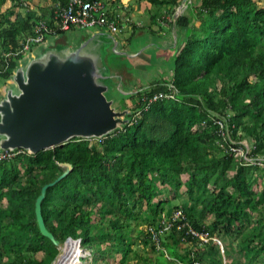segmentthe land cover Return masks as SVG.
Segmentation results:
<instances>
[{
    "label": "trees",
    "instance_id": "1",
    "mask_svg": "<svg viewBox=\"0 0 264 264\" xmlns=\"http://www.w3.org/2000/svg\"><path fill=\"white\" fill-rule=\"evenodd\" d=\"M11 1L23 8L22 0ZM54 1L62 7L67 0ZM148 1L165 6L173 17L182 0ZM261 1L186 2L189 14L170 21L177 43L181 41L171 58V77L162 71L135 91L138 100L132 105L126 98L136 94H125L120 109L134 112L130 122L97 139V145L74 138L34 155L22 149L7 152L12 156L0 160V264H51L58 255L38 230L34 202L42 186L65 170L61 163L71 164L72 170L47 188L42 218L58 242L77 241L93 263L221 264L214 240L227 245L225 241L239 238L248 262L264 264V166H258L257 158L264 159ZM109 14L121 26L117 13ZM12 15V9L0 15L1 64L37 22L53 23L54 9L48 20L32 10L10 20ZM143 29L133 25L127 42L143 39V31L134 35ZM19 58L0 79L9 78ZM169 85L176 90L173 97L153 100L159 93L169 94ZM236 131L241 140H252L250 156L256 162L229 150L244 147ZM176 211L181 218L164 230ZM208 216L213 218L209 223ZM149 228L156 233L154 241ZM189 228L206 234L207 241L191 235ZM251 231L257 233L248 241ZM161 254L165 260L158 258Z\"/></svg>",
    "mask_w": 264,
    "mask_h": 264
},
{
    "label": "water",
    "instance_id": "2",
    "mask_svg": "<svg viewBox=\"0 0 264 264\" xmlns=\"http://www.w3.org/2000/svg\"><path fill=\"white\" fill-rule=\"evenodd\" d=\"M187 1H181L173 20ZM120 49L114 36L98 28L76 44L46 41L34 54L18 61L8 78L10 84L0 94V150L22 149L34 155L74 138L101 139L123 129L134 112L120 110L113 94L116 86L122 87V81L128 86L131 83L122 74H129L128 69L112 63L113 52L123 54ZM59 165L65 170L42 186L34 202V215L40 234L63 250L65 243L46 229L41 214L47 188L72 170L69 163Z\"/></svg>",
    "mask_w": 264,
    "mask_h": 264
},
{
    "label": "rangeland",
    "instance_id": "3",
    "mask_svg": "<svg viewBox=\"0 0 264 264\" xmlns=\"http://www.w3.org/2000/svg\"><path fill=\"white\" fill-rule=\"evenodd\" d=\"M100 1L101 3L105 1L107 10H109L110 12H116L120 18L121 32L113 36L115 40L119 43L120 48H121L120 52L123 54L118 55L117 53L113 52L112 63L121 68L126 67V69H128L129 74H125V72H122V74L125 76L126 80H131V83L129 86L126 85L124 81H122V85H121L122 87L118 85L115 87V91H113V94L117 96L116 99L118 98V100L116 101V106H118L120 109L121 107L120 101L122 100V97L126 98V95L124 93L136 94L130 100L129 98H126L127 102L130 105H132L138 100V94L135 93L136 90L138 91L140 87L149 85L150 82L153 79H155V77L159 76V74L163 75L162 71L165 70L166 72V71H170V69L172 70V67H173V63L171 59L172 53L174 52L176 56V52L179 50V42L181 41H179L178 39V43H177L176 30H174L172 28V25L170 24V21H173L174 18L170 17L169 10L165 6H161L158 8L154 7V5L150 3L148 0H100ZM189 1H193V0H188L187 2ZM20 2L23 5V8H20V5L18 4V2H15L12 5L11 0H5L2 4H0V15L6 14V12L9 9H12L14 11V15L17 12L23 15L25 14L26 10H32V11L37 12L38 15H44L43 18L48 20L51 16V11H53L54 9V17H55L57 13L56 10L58 9V7L55 9V6L58 5V2L54 0H22ZM15 5H18V6H15ZM259 5L263 6L264 1L259 2ZM178 7L175 8L174 13L175 11H177ZM182 14H185V15L189 14V10H187L186 4L184 5V8L180 12V15ZM14 15L10 16L9 19L13 20L15 17ZM152 16H154V19ZM163 16H165L166 18L165 20L161 19V17ZM41 21L46 22V20H41ZM36 25L34 26L33 31L35 30ZM133 25L144 27L143 30H138L134 34L137 36L140 31H143L141 33L143 39L140 38V36H137L131 39L130 42H127L126 39H128L130 36L133 35L132 34ZM96 31L97 29L93 27H90L87 29L85 28L76 29V30L64 32L58 35L56 38L48 37L47 42L52 43V42L57 41V42H67L69 44H76L83 37L92 35ZM147 34H149L148 37H147ZM28 36H25L24 38ZM21 42H19L20 45H21ZM172 42L175 44V48L171 44ZM40 47H42V44L34 46L32 50L29 52H26L25 53L26 55H23V57L26 58L29 55L34 54ZM145 53L146 55H144ZM129 54H133V55L135 54L137 56L132 57ZM150 54L152 56L149 57ZM108 59L110 62L109 64H111L110 58ZM143 63H146V64L143 65ZM138 67L140 68L142 67L144 70ZM170 77H171L170 74L168 75L166 74V78H170ZM9 84L10 82L8 81V79H4V80L0 79V94L2 93L3 88ZM110 95H111V92H110ZM127 109H129V107ZM224 128L226 127L224 126ZM227 133L230 136L229 130L228 131L225 130L224 135L227 136ZM236 136L239 138L238 141L244 146L242 149H238L239 152L237 156L245 157L244 153H246L247 161L249 162L255 161L250 156V151L253 148L252 140L250 139L241 140L243 139V137L240 134H238V131H236ZM96 142H97V139H91V144L97 145ZM257 158H263V156L257 157ZM259 165L261 164H258V166ZM60 167H63V166H60ZM2 203L6 204L5 199L2 201ZM261 218L262 216L258 217V219H261ZM212 219L213 218L211 216H208V218L206 219V222L209 223L210 221H212ZM254 221L256 223L257 217ZM253 232L254 231H251L246 236L248 241H249V237H252L253 235L255 236L257 233V232H254V233ZM240 240L241 239L239 238L236 240L230 239L229 242L225 241V243H227L226 245L223 243L224 240L222 241L221 239L222 241L221 242L220 238L215 239L214 243L217 244V248L219 251L218 253L217 251H215L214 253L216 254L217 260H220V263H223V264H262L260 261L248 262L247 258L243 256V254L241 253V241ZM73 250L74 248L72 247L70 250V254H72V260L74 259L77 260L78 254H75ZM62 254L63 253H61L60 251L58 256H61ZM164 256L165 254L164 255L161 254L158 256V258L165 260L166 257ZM77 261L83 262V264H108L104 261H98L96 263H93L91 256L87 254H84V258H82L81 261L80 259ZM109 262L112 263L111 260H109Z\"/></svg>",
    "mask_w": 264,
    "mask_h": 264
},
{
    "label": "built area",
    "instance_id": "4",
    "mask_svg": "<svg viewBox=\"0 0 264 264\" xmlns=\"http://www.w3.org/2000/svg\"><path fill=\"white\" fill-rule=\"evenodd\" d=\"M58 9L56 10L57 13L54 17V22L52 24H47L44 21H40L37 23L35 30L33 31L32 35H29L28 37L24 38L21 42V45L19 49L16 51L10 52L6 55V57H18L22 55H26V52H29L32 50L34 46L43 44L47 41L48 37L56 36L60 33L76 30V29H87L90 27L93 28H103L107 32L116 35L121 32V28L118 25L117 20H113L109 18V10H107L106 7H104L103 3H101L100 0H67L65 5L60 7L57 6ZM10 68V63L7 58L3 61V64L0 65V73L8 71ZM169 88L171 89V92L167 95H163L162 93H159L158 95L154 96L153 100H156L157 98H161L163 96L166 97H173L176 93V90L173 85H169ZM220 126H224L223 122H218ZM242 149V148H240ZM233 152H239L238 148H230ZM243 151V150H242ZM9 151H1L0 150V160L4 159L5 156H10V154H7ZM13 153V152H9ZM245 157H242L246 162L247 161V155L246 153ZM12 156V155H11ZM10 156V157H11ZM262 160V161H261ZM256 162V161H255ZM258 164H261L259 166H264V159L260 158ZM182 213L181 211H176L172 215L171 221L166 220L164 223V230L172 228L173 224L177 222V219L181 218ZM191 235L194 237H198L200 241L206 242L207 236L203 233H196L195 231L189 230ZM149 232L152 234V236L156 237V233H154V230L152 228H149ZM192 264H196L193 262ZM198 264V263H197Z\"/></svg>",
    "mask_w": 264,
    "mask_h": 264
},
{
    "label": "bare ground",
    "instance_id": "5",
    "mask_svg": "<svg viewBox=\"0 0 264 264\" xmlns=\"http://www.w3.org/2000/svg\"><path fill=\"white\" fill-rule=\"evenodd\" d=\"M74 247L73 243H66L63 250H60L61 253H63L61 256H59L56 264H83V262H78L77 260L80 259V256H82V251L77 246L74 248V253L78 254L77 260H72V254H70L71 248ZM58 257V256H57Z\"/></svg>",
    "mask_w": 264,
    "mask_h": 264
},
{
    "label": "clouds",
    "instance_id": "6",
    "mask_svg": "<svg viewBox=\"0 0 264 264\" xmlns=\"http://www.w3.org/2000/svg\"><path fill=\"white\" fill-rule=\"evenodd\" d=\"M57 6H58V5H57ZM39 22H40V21H39ZM44 22H45V21H44ZM53 22H54V18H53ZM37 23H38V22H37ZM46 23H47V24H50V23H48V22H46ZM60 34H62V33H60ZM60 34H58V35H60ZM110 34H111V33H110ZM111 35L113 36V34H111ZM56 36H57V35H56ZM52 37H54V36H52ZM18 49H19V48H18ZM10 52H13V51H10ZM10 52H8V53H10ZM8 53H7V54H8ZM7 54H6V55H7ZM176 54H177V52H176ZM7 57H8V56H7ZM7 57H6V58H7ZM18 57H20V58L18 59V61H20V60H22V59L24 58L23 55H22V56H18ZM18 57H12V56H10L9 59H7V60H9V63H10L12 60H17ZM1 65H2V64H1ZM6 72H7V71H6ZM6 72L0 73V76L3 75V74L6 73ZM12 73H13V71L11 72V74H12ZM9 77H10V76H9ZM242 146H243V145H241V147H242ZM229 150H230V148H229ZM232 152H233V151H232ZM13 153H15V152H13ZM234 153H235L236 155L238 154L237 152H234ZM262 167H263V166H262ZM148 230H149V229H148ZM149 233H150V232H149ZM150 235H151V238H152L153 241H154V237L152 236L151 233H150ZM70 242L73 243V245H74L73 248H75L77 245H79L77 241H73V240H67V241H65L64 243L66 244V243H70ZM155 242H156V240H155ZM64 243H62V244H64ZM156 243H157V242H156ZM158 243H159V242H158ZM158 243H157V247H160ZM77 249H78V247H77ZM79 249L82 251V254H83L82 256H80V261H81L82 258H84V254L90 255V252H88V251H86V250H83V249H81V248H79ZM58 250H59V248H58ZM59 253H60V250H59ZM59 253H58V255H59ZM58 255H57V256H58ZM57 256H56V257H57ZM56 257H55V258H56ZM53 261H54V260H53ZM53 261H52V263H53ZM52 263H51V264H52ZM221 264H223V263H221Z\"/></svg>",
    "mask_w": 264,
    "mask_h": 264
},
{
    "label": "crops",
    "instance_id": "7",
    "mask_svg": "<svg viewBox=\"0 0 264 264\" xmlns=\"http://www.w3.org/2000/svg\"><path fill=\"white\" fill-rule=\"evenodd\" d=\"M171 44H172V45H173V47L175 48V44H174L173 42H172ZM141 55H142V54H141ZM144 55H146V53H145ZM173 55H175V53H174V52L172 53V56H173ZM139 56H140V55H139ZM139 56H138V57H139ZM150 56H152V55L150 54V55H149V57H150ZM151 61H152V60H151ZM151 61H150V62H151ZM158 61H160V60H158ZM144 64H146V63H143V65H144ZM147 64H148V63H147ZM138 68H140V67H138ZM140 69H143V68L141 67ZM143 70H144V69H143ZM168 74H170V75H171V71H169V73H168ZM141 85H142V84H141Z\"/></svg>",
    "mask_w": 264,
    "mask_h": 264
}]
</instances>
